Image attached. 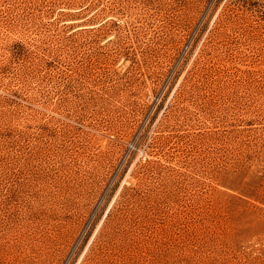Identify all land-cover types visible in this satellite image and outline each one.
<instances>
[{"label":"rangeland","instance_id":"1","mask_svg":"<svg viewBox=\"0 0 264 264\" xmlns=\"http://www.w3.org/2000/svg\"><path fill=\"white\" fill-rule=\"evenodd\" d=\"M0 264H264V0H0Z\"/></svg>","mask_w":264,"mask_h":264}]
</instances>
